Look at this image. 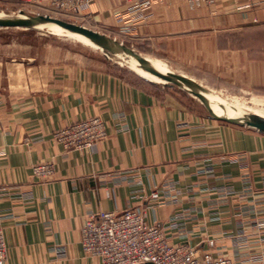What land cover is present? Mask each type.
<instances>
[{"label":"crops","instance_id":"1","mask_svg":"<svg viewBox=\"0 0 264 264\" xmlns=\"http://www.w3.org/2000/svg\"><path fill=\"white\" fill-rule=\"evenodd\" d=\"M80 18L213 91L264 103V0H152L142 12L96 0ZM166 89L0 53L6 264H101L83 249V225L137 206L172 245L264 264V133L190 112ZM92 114L109 132L94 149L54 139ZM42 163L52 174L34 173Z\"/></svg>","mask_w":264,"mask_h":264},{"label":"built area","instance_id":"2","mask_svg":"<svg viewBox=\"0 0 264 264\" xmlns=\"http://www.w3.org/2000/svg\"><path fill=\"white\" fill-rule=\"evenodd\" d=\"M51 13L82 17L86 8L96 0H25ZM139 12L149 8L152 0H128ZM192 5L199 0H188ZM49 12V11H48ZM52 15V14H51ZM67 135L74 138H61L67 147L94 149L106 136L100 118L86 119L75 125ZM34 173H52L51 164L34 166ZM153 198L158 193L152 194ZM82 246L92 257L99 258L101 264H241L225 256L212 253L199 254L189 245H172L166 239L162 228L151 225L142 207L129 208L123 212H100L92 216L82 227ZM7 244L3 229L0 228V264H6Z\"/></svg>","mask_w":264,"mask_h":264},{"label":"rangeland","instance_id":"3","mask_svg":"<svg viewBox=\"0 0 264 264\" xmlns=\"http://www.w3.org/2000/svg\"><path fill=\"white\" fill-rule=\"evenodd\" d=\"M25 1V0H24ZM27 4L22 5L11 0H0V13L9 14L10 16L17 15L20 11H25L28 14H52V16L71 21L77 24H82L93 28L90 24L86 23L79 17L67 16L59 13H51L50 10L35 6L33 3L25 1ZM34 5V6H33ZM49 11V12H48ZM96 29V28H93ZM98 30V29H96ZM99 31V30H98ZM113 37V36H112ZM115 38V37H114ZM121 42L134 47L136 50L140 51L136 46H133L128 40L124 38H116ZM92 44V43H91ZM90 43L73 37L66 31H61L60 33L51 32L40 29H24L17 27H0V53L8 54L10 57H29L33 58L40 64L50 63L51 66L57 65H73L88 68H105L116 74H121L127 78L136 79L139 82H144L148 84L149 87L153 89L166 88L163 84H157L148 80L143 79L139 75L138 69L130 67L123 64L122 62L114 59H110L104 52L100 49L92 47ZM141 52V51H140ZM143 53V52H142ZM147 59L164 66L171 70H176L180 73L179 69L171 65L172 68L159 61L148 57V54L144 53ZM168 90V89H166ZM171 94L179 98L185 107L193 113H204L209 116L208 111L204 105L194 96L183 91L178 87H172L168 90ZM216 98L220 101L223 100L228 105H237L240 109H245L247 111L253 112V109H258L264 112V103L257 102L247 94H231L226 92L214 91ZM100 118L103 122V128L105 129L106 136L102 139L105 140L108 137V125L102 114H92L88 115L86 118L79 120L77 122L69 123L56 132H54V139L61 144L66 150H76L78 152H85L87 150H92L88 148L75 149L74 147H67L66 143L63 142L61 138L71 139L74 136L67 135L69 132L74 133L75 130L70 131L75 125L83 122L86 119ZM101 140V141H102ZM99 141V142H101ZM98 142V143H99ZM48 164V163H42ZM39 165V164H37ZM52 165V164H51ZM35 166V165H34ZM53 172V168H52ZM52 173H46L38 176H48ZM155 193V192H154Z\"/></svg>","mask_w":264,"mask_h":264},{"label":"water","instance_id":"4","mask_svg":"<svg viewBox=\"0 0 264 264\" xmlns=\"http://www.w3.org/2000/svg\"><path fill=\"white\" fill-rule=\"evenodd\" d=\"M46 25L57 26L66 31L80 34L102 48L104 52L130 58L140 68L164 78L167 81L163 84L164 86L178 87L189 94L197 96L208 111L209 116L215 120L248 126L264 133V116L228 105L223 100H218L213 90L184 74L164 71L155 67L143 56L142 52L106 33L50 14L34 15L20 11L19 16L0 17V27L40 29V27ZM217 109L221 111V114H218Z\"/></svg>","mask_w":264,"mask_h":264},{"label":"bare ground","instance_id":"5","mask_svg":"<svg viewBox=\"0 0 264 264\" xmlns=\"http://www.w3.org/2000/svg\"><path fill=\"white\" fill-rule=\"evenodd\" d=\"M10 15L8 14H2L0 13V17H9ZM15 16H19V13ZM40 30H46V31H51V32H57V33H60L61 31H66L60 27H57V26H49V25H46V26H42L40 27ZM68 32L69 34H71L73 37H76L80 40H83V41H86L88 43H92L91 45L96 48V49H100L102 52H104L102 50V48H100L99 46H97L96 44H94L93 42H91L88 38L80 35V34H77V33H72V32H69V31H66ZM110 59H114V60H118L120 62H122L123 64L125 65H128L130 67H133L135 69H138V71L140 72L139 75L140 77L144 78L145 80H148V81H151V82H154V83H157V84H164L166 83L167 81L164 79V78H161V77H158L142 68H140L136 63H134L130 58H126V57H122V56H117V55H113V54H110V53H107V52H104ZM145 57V56H144ZM146 58V57H145ZM147 59V58H146ZM152 65H154L155 67L161 69V70H164V71H170V72H175V73H178L177 71L175 70H171V69H168L164 66H161L153 61H151L150 59H147ZM181 74V73H180ZM192 96H194L193 94H190ZM196 97L200 102L201 100L197 97V96H194ZM202 103V102H201ZM231 106H235L237 108H240L238 107L237 105H231ZM242 109V108H241ZM218 112V114H221V111L219 109L216 110ZM253 112L254 113H257V114H260L262 116H264V112L261 111V110H258V109H253Z\"/></svg>","mask_w":264,"mask_h":264},{"label":"trees","instance_id":"6","mask_svg":"<svg viewBox=\"0 0 264 264\" xmlns=\"http://www.w3.org/2000/svg\"><path fill=\"white\" fill-rule=\"evenodd\" d=\"M12 2H16L18 4L26 5L27 3L24 0H11Z\"/></svg>","mask_w":264,"mask_h":264}]
</instances>
